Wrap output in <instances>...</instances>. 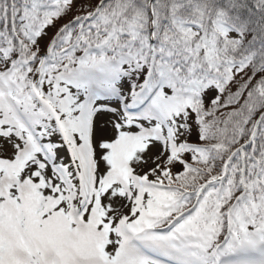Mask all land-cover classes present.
<instances>
[{
    "label": "snow or ice",
    "instance_id": "obj_1",
    "mask_svg": "<svg viewBox=\"0 0 264 264\" xmlns=\"http://www.w3.org/2000/svg\"><path fill=\"white\" fill-rule=\"evenodd\" d=\"M0 264H264V0H0Z\"/></svg>",
    "mask_w": 264,
    "mask_h": 264
}]
</instances>
